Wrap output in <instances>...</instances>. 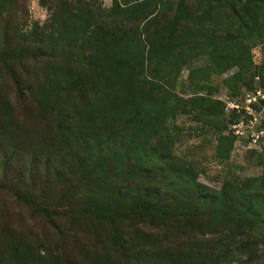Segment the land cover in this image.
Wrapping results in <instances>:
<instances>
[{
  "label": "trees",
  "instance_id": "1",
  "mask_svg": "<svg viewBox=\"0 0 264 264\" xmlns=\"http://www.w3.org/2000/svg\"><path fill=\"white\" fill-rule=\"evenodd\" d=\"M37 2L47 13L34 32L44 50L37 110L68 154L92 229L107 232L124 264L128 250L157 264H233L256 255L264 246V172L217 190L198 183L171 153L169 122L193 114L217 126L222 105L207 91L183 97L169 86L198 57L205 63L189 77L232 69L229 83L249 73L251 48L264 54V0ZM253 77L264 91V61ZM214 140L215 157L227 160L231 140ZM262 160L264 168V147Z\"/></svg>",
  "mask_w": 264,
  "mask_h": 264
},
{
  "label": "rangeland",
  "instance_id": "2",
  "mask_svg": "<svg viewBox=\"0 0 264 264\" xmlns=\"http://www.w3.org/2000/svg\"><path fill=\"white\" fill-rule=\"evenodd\" d=\"M98 1L108 6L111 0ZM46 19L37 0H0V264H124L107 232L93 230L80 213L68 154L53 142L51 122L37 110L45 93L44 50L34 32ZM250 55V72L239 82H225L232 69L207 80L189 77L205 63L198 57L169 86L183 97L207 91L222 105L217 126L193 114L169 122L172 155L212 190L264 172V91L253 77L264 54L257 45ZM217 134L231 140L227 160L215 157ZM137 252L124 253L126 264H157L148 255L136 261ZM233 264H264V246Z\"/></svg>",
  "mask_w": 264,
  "mask_h": 264
}]
</instances>
